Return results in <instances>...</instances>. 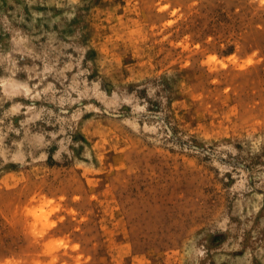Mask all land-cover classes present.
Listing matches in <instances>:
<instances>
[{"label": "rangeland", "instance_id": "obj_1", "mask_svg": "<svg viewBox=\"0 0 264 264\" xmlns=\"http://www.w3.org/2000/svg\"><path fill=\"white\" fill-rule=\"evenodd\" d=\"M0 264H264V0H0Z\"/></svg>", "mask_w": 264, "mask_h": 264}]
</instances>
